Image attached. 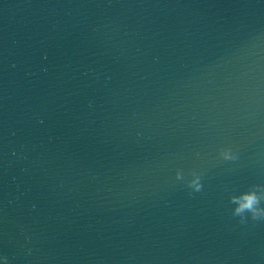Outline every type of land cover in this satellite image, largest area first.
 I'll list each match as a JSON object with an SVG mask.
<instances>
[{
  "label": "water",
  "instance_id": "obj_1",
  "mask_svg": "<svg viewBox=\"0 0 264 264\" xmlns=\"http://www.w3.org/2000/svg\"><path fill=\"white\" fill-rule=\"evenodd\" d=\"M0 264H264V0H0Z\"/></svg>",
  "mask_w": 264,
  "mask_h": 264
},
{
  "label": "clouds",
  "instance_id": "obj_2",
  "mask_svg": "<svg viewBox=\"0 0 264 264\" xmlns=\"http://www.w3.org/2000/svg\"><path fill=\"white\" fill-rule=\"evenodd\" d=\"M257 197L254 193L245 194L243 199L241 200L239 207L237 208V211H241L244 208H253V205L256 201ZM255 211V209H254Z\"/></svg>",
  "mask_w": 264,
  "mask_h": 264
}]
</instances>
